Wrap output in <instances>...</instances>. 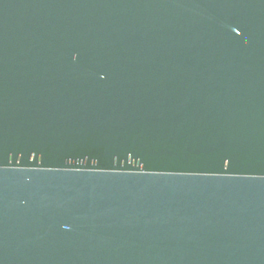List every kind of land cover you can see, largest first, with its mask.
<instances>
[{"label":"water","instance_id":"95a60500","mask_svg":"<svg viewBox=\"0 0 264 264\" xmlns=\"http://www.w3.org/2000/svg\"><path fill=\"white\" fill-rule=\"evenodd\" d=\"M0 264H264V0H0Z\"/></svg>","mask_w":264,"mask_h":264}]
</instances>
